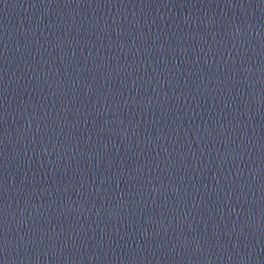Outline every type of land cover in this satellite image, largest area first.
<instances>
[{"label":"water","instance_id":"95a60500","mask_svg":"<svg viewBox=\"0 0 264 264\" xmlns=\"http://www.w3.org/2000/svg\"><path fill=\"white\" fill-rule=\"evenodd\" d=\"M0 264H264V69L0 0Z\"/></svg>","mask_w":264,"mask_h":264}]
</instances>
